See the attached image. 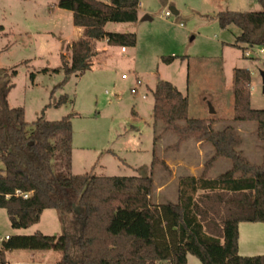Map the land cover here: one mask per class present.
<instances>
[{
    "label": "rangeland",
    "instance_id": "1",
    "mask_svg": "<svg viewBox=\"0 0 264 264\" xmlns=\"http://www.w3.org/2000/svg\"><path fill=\"white\" fill-rule=\"evenodd\" d=\"M54 3L56 0H0V85L6 80L12 84L4 105L22 107L29 125L38 117L54 121L72 115V166L67 170L61 165L58 170L72 174L93 171L103 176L150 174L153 203L175 202L180 177L215 178L229 170L231 161L226 158L217 159L205 170L204 164L213 154L211 144L206 143V151V147L198 150L194 139L178 143L174 132H162L161 121L153 123L152 90L158 80L171 82L187 98L188 117L211 120L217 131L234 127L242 139L239 148L244 156L260 164L263 151L254 136L256 124L233 119V70H249L250 106L264 109V47L234 46L240 30L232 24L220 28L215 15L226 10L259 11L264 0H139L135 22H108L104 28L134 33L135 45L124 46L126 51L120 52L118 45L97 41L89 69L82 75L67 76L63 84V71L51 69L60 66V54L69 60L66 46L76 37L71 12ZM165 11L171 13L169 17L164 16ZM144 15L149 19L142 20ZM169 57H173L171 62L163 60ZM63 95L67 98L59 103ZM79 228L74 211L46 209L36 224L15 229L0 209L2 240L6 234L36 231L65 234L74 240ZM59 257L51 249H13L6 254L7 264H56Z\"/></svg>",
    "mask_w": 264,
    "mask_h": 264
},
{
    "label": "trees",
    "instance_id": "2",
    "mask_svg": "<svg viewBox=\"0 0 264 264\" xmlns=\"http://www.w3.org/2000/svg\"><path fill=\"white\" fill-rule=\"evenodd\" d=\"M55 5L70 11L72 24L82 28V35L68 46L69 60L60 54V66L51 69L63 71L62 84L67 76L89 69V60L96 55L95 41L105 39L108 45L121 47L136 43L134 33L106 31L104 26L135 22L139 0H56ZM262 5L259 11L216 13L220 28L232 24L240 30L234 46L264 47ZM250 82L247 68H234L233 119L256 124L254 136L263 151L260 164L244 156L234 127L217 131L211 120L188 117V101L182 92L169 81L155 82L153 123L161 121L162 132H174L178 143L194 139L211 144L213 154L205 170L219 158L231 161L230 169L215 178L180 177L176 202L157 204L151 202L150 174L103 176L58 170L61 165L67 170L71 167L72 115L54 121L38 117L29 125L22 107L4 105L12 87L4 81L0 85V209L15 229L36 224L46 209L72 210L79 217L80 231L74 240L39 231L8 236L1 241L0 264H7L6 254L13 249H51L60 255L56 264H187V254L201 264H264V253H238V224L264 225V109L250 106ZM66 98L61 96L59 103ZM16 190L28 196L16 195Z\"/></svg>",
    "mask_w": 264,
    "mask_h": 264
},
{
    "label": "crops",
    "instance_id": "3",
    "mask_svg": "<svg viewBox=\"0 0 264 264\" xmlns=\"http://www.w3.org/2000/svg\"><path fill=\"white\" fill-rule=\"evenodd\" d=\"M55 6L56 5L54 3V7ZM139 7H140V3L138 5L137 12L139 11ZM104 28H105V26H104ZM72 31L75 33V35H74L76 37L75 39H77L78 37H80L82 35V28H79V27H76L73 25ZM124 31H127V30H123V32ZM96 42L97 41L94 42V45ZM102 42L106 43V40L103 39ZM70 43H68L66 48H68ZM120 48H121V46H120ZM124 51H126V50H124ZM120 52H122V51L120 50ZM96 53H97V51H96ZM151 116H152V113H151ZM195 144H196V147L198 150H201L202 148H205V147L207 148L206 143H201V142L195 141ZM82 149H84V148L82 147ZM206 151H209L208 148L206 149ZM72 161H73V159H72V152H71V166H72ZM191 176H194V175H191ZM169 202H171V201H169ZM5 236H8V235L6 234ZM238 253L241 255H252V253L253 254L264 253V225L262 223H260V222H240L238 224ZM186 261H187V264H197V262L190 256V254L186 255ZM157 264H167V263L159 262Z\"/></svg>",
    "mask_w": 264,
    "mask_h": 264
},
{
    "label": "built area",
    "instance_id": "4",
    "mask_svg": "<svg viewBox=\"0 0 264 264\" xmlns=\"http://www.w3.org/2000/svg\"><path fill=\"white\" fill-rule=\"evenodd\" d=\"M170 14H171V13H170L169 11H165V12H164V16H165V17H169ZM120 50H121V51H124L125 48H124V47H121ZM262 50H263V49H261V51H262ZM249 53H250V51L246 52V55H249ZM136 84H137V85L140 84V81H139L138 79L136 80ZM137 85H135V86L132 88V91H133V92L136 91V89H137V87H138ZM141 97H142V98H145V95L142 94ZM15 194H16V195H22L24 198H26V197L28 196V193H21L19 190H16V191H15ZM7 238H8V236H4V239H7ZM0 240H2V239H0Z\"/></svg>",
    "mask_w": 264,
    "mask_h": 264
},
{
    "label": "water",
    "instance_id": "5",
    "mask_svg": "<svg viewBox=\"0 0 264 264\" xmlns=\"http://www.w3.org/2000/svg\"><path fill=\"white\" fill-rule=\"evenodd\" d=\"M173 10V9H172ZM174 13H177V11L173 10ZM144 19H149V17L147 15H144L142 17V20ZM261 77H262V82H263V92H264V72L261 73ZM210 112L214 113V110L212 109V107L210 106Z\"/></svg>",
    "mask_w": 264,
    "mask_h": 264
}]
</instances>
